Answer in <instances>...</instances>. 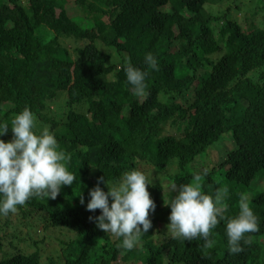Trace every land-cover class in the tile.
Instances as JSON below:
<instances>
[{
    "label": "trees",
    "instance_id": "16d2710c",
    "mask_svg": "<svg viewBox=\"0 0 264 264\" xmlns=\"http://www.w3.org/2000/svg\"><path fill=\"white\" fill-rule=\"evenodd\" d=\"M76 3L84 16L70 14L65 0H0V123L29 108L70 155L65 164L77 178L56 199L33 197L0 215V264H43L49 237L63 249L45 264H264V0L239 9L242 19L230 15L229 0ZM217 3L228 5L219 11ZM149 52L155 68L144 63ZM129 63L147 72L142 96L126 83ZM171 118L177 134L162 135ZM217 145L227 158L207 170ZM146 163L166 177L148 185L152 228L124 250L122 237L90 219L101 210L87 209L89 192ZM196 175L205 194L229 189L228 217L238 215L240 194L248 196L259 231L245 234L239 253L229 251L225 221L212 230L211 246L171 233L153 238L170 223L166 203ZM169 179L175 192L167 198Z\"/></svg>",
    "mask_w": 264,
    "mask_h": 264
},
{
    "label": "clouds",
    "instance_id": "9594fccd",
    "mask_svg": "<svg viewBox=\"0 0 264 264\" xmlns=\"http://www.w3.org/2000/svg\"><path fill=\"white\" fill-rule=\"evenodd\" d=\"M144 63L150 68L157 66V58L147 53ZM126 83L131 85L134 95L142 96L146 91L147 72L127 64ZM34 114L24 108L11 120V124L0 123V137L11 130L13 138L5 142L0 138V215L15 213L33 197L56 199L64 186L73 185L76 175L65 164L70 155L60 149L54 133L44 128L39 134L34 131ZM194 183L179 186L178 194L166 203L170 206L168 231L172 239L185 241L204 239L205 246H211L212 230L225 221L230 253L242 251L241 241L246 233L259 231L254 214L245 193L240 194L239 213L234 217L225 215L227 187L217 188L213 194L201 190V177L196 175ZM104 181V177L100 178ZM146 175L138 169L125 171L118 184L110 185L108 191L98 183L89 192L87 209L101 210L99 216L90 217L97 227L106 233L122 237L118 247L133 250L141 235L152 228L150 211H155ZM111 198V203H110ZM81 203H84L81 198Z\"/></svg>",
    "mask_w": 264,
    "mask_h": 264
},
{
    "label": "rangeland",
    "instance_id": "374dc122",
    "mask_svg": "<svg viewBox=\"0 0 264 264\" xmlns=\"http://www.w3.org/2000/svg\"><path fill=\"white\" fill-rule=\"evenodd\" d=\"M27 1L28 0H24L25 3ZM65 1H66V6H67L70 14L76 15L77 17L84 16V13H83L82 9L77 5L76 0H65ZM259 1L260 0H229L230 4H232L233 7H234V9L230 8V15L232 17H234V16L237 17V19H242V17H244L245 13H243L244 11L243 12L239 11V9L245 8V7H246V9L248 7L255 8L259 4ZM227 5H228V3L227 4L226 3L225 4H218L217 3L216 5H213L212 7L214 9H216V10L218 8H220L222 10H225ZM261 17H262L261 14H259V17L257 15V18L260 19V20H262ZM64 41H65L66 44H68L69 48L73 49L75 42H74V40L72 38L64 39ZM101 47H103V49L105 51L108 50L109 52H111L112 57H113V59H112L113 61H116V62L119 61V56H118V53L116 52L115 49H112V48H110L108 46H104V45H101ZM75 108H77V110H80V109H83V108H86V107L84 106V104L83 105L82 104H77L75 106ZM172 120H173V118L169 119V121L166 122L163 125L162 130H161V134L162 135H166V134L172 133V132L177 134V132H178L177 125H174ZM34 122H35V126L34 127L38 131H42L43 130L42 125L39 122H36V121H34ZM227 148H228V146H227ZM226 158H227V149L223 145H221V146L217 145V146L213 147L210 150V152H209V163L206 165L205 169H207V170L211 169L214 165H218V164L222 163L224 160H226ZM136 169L141 170L146 175V177H147V179H148V181L150 183L153 180L158 179V177H160V178L166 177V176H163V175L160 176L158 174V171H155L153 166L151 164H148V163H146L145 165H143V164L141 165L140 164L138 166V168H136ZM91 178L94 179V177H91ZM97 184L98 183L96 182L95 186ZM164 184L166 186L165 192L170 190V194L167 195L165 193V195L163 197L167 196V198H168V197H171L172 195H174L175 187L173 185V182L171 180L170 181H164ZM110 185L115 186V184H110ZM100 187H102L105 191L109 190L108 187L107 188L103 187V185H100ZM167 226H168L167 224H162L157 229V232L153 235V238L156 239V240H159V241L164 239L166 237V234L171 233L170 231H168V227ZM66 234H67V232H66ZM42 235H43V231H42V229H39L37 231L36 237L41 239ZM63 235H65V234H63ZM64 238H65V236H64ZM66 240H68V239H66ZM59 241L60 240L57 241V240L49 237V239L46 242L43 243V245H44V248H43L44 249V254H43V258H42L43 259V264H45L44 261L46 259H47L48 262H50V258L49 257L56 256V255L62 253V249L63 248L60 246ZM64 246H66V245H64ZM57 248H58V252L53 253V249H57ZM32 250H33V248L29 249V251H32Z\"/></svg>",
    "mask_w": 264,
    "mask_h": 264
}]
</instances>
